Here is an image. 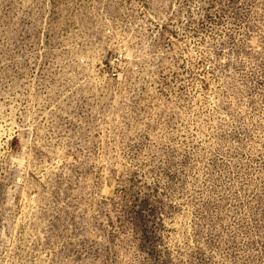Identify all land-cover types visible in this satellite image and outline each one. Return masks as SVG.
<instances>
[{"label":"rangeland","instance_id":"obj_1","mask_svg":"<svg viewBox=\"0 0 264 264\" xmlns=\"http://www.w3.org/2000/svg\"><path fill=\"white\" fill-rule=\"evenodd\" d=\"M0 264H264V0H0Z\"/></svg>","mask_w":264,"mask_h":264}]
</instances>
